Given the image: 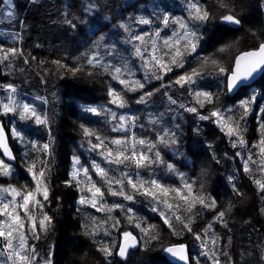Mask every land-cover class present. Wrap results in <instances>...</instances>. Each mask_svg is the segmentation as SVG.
Instances as JSON below:
<instances>
[{
	"label": "trees",
	"instance_id": "1",
	"mask_svg": "<svg viewBox=\"0 0 264 264\" xmlns=\"http://www.w3.org/2000/svg\"><path fill=\"white\" fill-rule=\"evenodd\" d=\"M193 3L208 11L207 21L191 19ZM228 14L235 15L241 23L223 21L221 18ZM165 16L169 20L167 26L163 23ZM142 19L150 23H140ZM177 20H183L201 37L196 52L184 57L183 67L170 65L172 70L167 72L149 70L144 60L135 55V48H150V43L141 45L134 37L144 36L146 42L155 39L163 48L164 39H175L174 33L181 31ZM16 24L18 30H23L20 39L11 44L5 33H2L5 41L0 39V44L5 45V48L0 45L2 58L7 50H18L17 55L9 53L8 59L0 62V75L8 79L0 83V109L7 103L1 87L7 85L14 87V98L39 94L56 103V108L49 111L44 133L39 134V144H50V152L41 151L36 168L38 172L43 160L49 198L43 201L42 212L52 218L47 231L40 229L37 248L47 247L43 262L53 252L54 264H180L165 249L185 243L190 247L189 264H213L215 260L219 264H264V192L255 183L256 180L264 183V172L260 171L264 156L259 145L260 125L264 123V74L233 96L226 88L236 56L264 42V0H26L20 6ZM204 58L215 59L218 65L208 63L201 67ZM89 59H94V64H89ZM112 67L125 68L122 78L144 87L129 91L113 79ZM220 67L226 71L221 73ZM193 68L201 72L195 83L183 86L175 83ZM74 69L79 70L73 72ZM110 89L123 95L124 107L110 102ZM196 92L212 94L213 102H205L201 107ZM141 96L145 100L138 103ZM245 101L250 103L248 114L240 121L244 144L236 142L234 147L238 138L229 137L211 112L219 109L225 116L239 118L244 113L241 104ZM190 107L197 108L198 113L186 111ZM89 108L97 112L87 111ZM111 113L136 119L134 124L126 121V131H113L118 120H112ZM200 115L210 118L201 120ZM152 120L158 122L153 124ZM161 127L172 128L175 144L159 143V136L165 132ZM84 128L109 141L134 134L155 142L157 148L153 151H160L164 163L140 169L132 164H107L98 152L90 150L89 139L96 141L85 136ZM30 135L35 140L36 134ZM30 147L25 145V151L17 154L12 175H0V186L35 188L28 172ZM74 157L79 158L80 166L89 169L92 180L105 192L96 207L79 202L82 196H90L80 190L85 186L83 182L80 188L74 181L71 185L67 183L72 179ZM92 161L106 168L110 177L123 179L125 192L134 198L126 200L109 194V186L92 170ZM246 162L251 172L244 171ZM168 165L173 166L172 170ZM125 173L134 180L155 179L165 187L185 192L184 184H190L194 194L204 195L209 203L214 200L215 207L197 203L188 211L175 193L165 197L153 189L154 199L142 195L143 189L134 192L127 186ZM112 187L119 191L120 186ZM10 199L5 196V200ZM116 204L122 207L113 208ZM42 212L35 210L37 221ZM220 212L225 213L222 218L218 216ZM3 219L6 217H0ZM116 221L119 224L114 227ZM28 229L30 225L26 222V235ZM124 232L135 233L140 246L130 251L126 260H121L117 248ZM195 234L201 239H196ZM31 244H27L29 250ZM105 245L111 248V256L101 251ZM0 250L7 252L3 238Z\"/></svg>",
	"mask_w": 264,
	"mask_h": 264
},
{
	"label": "snow or ice",
	"instance_id": "2",
	"mask_svg": "<svg viewBox=\"0 0 264 264\" xmlns=\"http://www.w3.org/2000/svg\"><path fill=\"white\" fill-rule=\"evenodd\" d=\"M9 3V8H11V0H6ZM226 6V5H225ZM191 8V19L197 21H207L209 19V13L207 10H202L197 4L193 3L190 5ZM7 15L12 17L14 13L10 10ZM225 22H229L232 24L239 25L241 23L240 19H238L235 15L228 14L224 15L221 18ZM22 23V22H21ZM140 23L148 24L149 20L142 19ZM163 23L167 26L169 23L168 17L165 16ZM176 23L179 25L180 32L174 33L175 39L167 38L163 40V48L159 47L156 43L155 39L150 40L149 42L145 41L144 36H136L135 40L141 42V45H145L146 43H150L149 47H136L135 55L144 60V66L146 68L151 69H159L161 71L167 72L171 71L172 68L170 65H175L177 67L184 66V57L186 55H191L196 52L198 42L201 37L197 34L195 30L189 28V26L183 20H177ZM156 37L159 38V32H157ZM9 53L13 56L18 54V50L15 48L9 49L4 53L0 62L3 60H7L9 57ZM22 55V53H19ZM27 62V61H25ZM58 63V62H57ZM89 64H94V59L88 60ZM95 63H99V61H95ZM211 63L212 65H218V62L215 59L204 58L201 62V67L204 65ZM79 69H74L73 72L78 71ZM125 68L122 67H112L111 71L114 73L113 79H116L121 85H124L129 91H136L137 87L143 88L144 85L139 82H131L129 80L123 79L122 74L125 71ZM258 70L264 71V44H261L258 51H250L241 54L236 59L235 69L232 71L231 75L228 78L227 89L229 92L236 89L241 82L250 79L254 73ZM105 71H109V67H105ZM221 73L226 70L223 67L219 68ZM201 72L197 68H193L190 73H185L178 77L175 81L177 84H181L183 86L185 83L193 84L195 83V78L199 77ZM160 77L157 76V79ZM13 92L15 89L12 88L11 85L8 86ZM146 96H150L151 93H146ZM109 96L112 97L111 103L116 104L118 107L125 106V100L121 93L115 91L114 89L109 90ZM195 96L197 97V103L200 104L201 107L204 106V103H212L213 96L207 92H196ZM203 97V99H200ZM145 100L144 96H141L138 103H143ZM175 103V101H172ZM250 101L242 102L241 106L244 108V113L239 118L228 115L225 116L221 113L219 109L213 110L211 112V117L217 118V123L220 124L222 130L226 129V134L229 137L236 136L237 141L233 142V146H236V142L241 145L244 144V140L242 139V130L240 121L245 118V116L249 112ZM183 107V106H181ZM19 109V114L21 118H35V122L37 124H45L46 120L42 119L37 115L35 109L29 104L19 105L14 101H10V103L3 104L4 114L9 112H16ZM89 112L96 113L97 109L89 108L87 109ZM186 111L192 113H198L197 108L190 107L187 108ZM229 111H231L229 109ZM112 120H118V124L113 127V131L118 130H127L126 121L133 123L135 122V117H125L119 116L117 117L116 113H111ZM201 120L209 119L208 116L200 115ZM153 124L158 121L152 120ZM83 127V126H82ZM262 129V136L259 140L260 153L264 156V123L260 125ZM84 134L86 137H92L96 141L95 143L92 139H89L88 143L90 145V150L98 152L102 157L105 163L114 164L117 166L120 165H135L137 169L150 167L153 164H163L164 161L161 157L160 151L154 149L157 148V144L155 142H151L144 138H137L134 134L131 137L125 138H112L110 141L107 138L102 137L97 132L84 128ZM12 135L14 137L20 138V133L15 129L12 130ZM175 133L165 131L162 135L159 136V143L165 146H169L170 144H175L176 140L174 139ZM115 146V147H112ZM33 148L37 151H43L46 154L50 152V144L45 143L42 146L38 147L33 144ZM0 149L3 150V155L8 157L9 159H14L11 154V151L6 143L5 133L2 126H0ZM151 153V155H150ZM251 159V157H249ZM36 161H32L31 165L28 167V172L31 174L33 181H35V188L28 189L27 186H23L22 188H16L15 186L9 185L7 187L0 186V217H6V219L0 220V238L4 240V248L8 252L9 259H12L14 264H32L35 259V248L34 246L29 250L27 245V235L25 231L26 222L30 225L31 231L35 233L37 228V218L35 216V210L39 209L43 210L44 203L43 201H47L49 198V188L46 180V169L41 167L39 171H36ZM43 163V162H41ZM74 170L71 173L72 179L67 183L70 185L75 182L76 186L80 188L81 183H84V188H81V191H87L90 193V196H82L80 199V203H90L93 207H96L100 201L103 200L105 192L101 186H99L96 182L92 180V177L89 173V169L86 167L80 166V160L78 157H74L73 159ZM92 170L95 175L98 176L101 181H103L106 185H108L107 191L109 194L116 196H122L126 200H132L134 197L131 194L125 192L124 187L125 183L123 179H119L116 177H110L109 172L106 168L101 166L100 163L96 161H92L91 164ZM169 170H172L173 166H167ZM245 172H251L252 169L248 167L247 162L244 167ZM260 171L264 172V166L260 168ZM81 174H83V180L81 178ZM0 175L10 176L12 175L11 166L4 163L3 160H0ZM127 181V186H130L134 192H139L140 189H143L141 192L142 195L150 196L155 199V194L153 189H158L160 193L167 197L170 193H175L177 197L181 201H183L187 205V210L191 211L192 208L199 203L203 207L206 208H214L215 201H211L209 203L208 198L199 193H193L192 186L190 184L185 183L184 189L186 192L180 188L170 189L165 187L157 180L153 179L151 181H144L142 179L134 180L132 176L124 174ZM255 183L259 185V188L262 192H264V183H261L260 180H256ZM145 184L148 187H145ZM113 185L120 186L119 191H117ZM5 196H10V200H5ZM169 209L172 208V205L168 203L167 200L162 201ZM113 208L122 207L119 204L113 205ZM179 207V205H177ZM156 209H154L155 211ZM131 211V210H129ZM23 213V215H21ZM163 215V214H162ZM225 215L224 212L218 213V216L222 218ZM51 217H49L46 213L42 212V218L39 219V228L43 231H47L48 225L51 224ZM177 219H180L177 217ZM164 222L169 224V220L167 217H164ZM119 224V221H116V224ZM140 227V224L136 225ZM171 227V224H169ZM185 227L188 228V231H191V227L188 224H185ZM144 230V229H142ZM146 231V230H145ZM196 239H201L199 234H195ZM123 237L125 241H131L133 243H123L121 244L118 255L120 257H126L127 250L129 247L135 246V238L131 236V233L124 232ZM155 238V237H153ZM213 245L216 243L215 239L212 240ZM101 251L105 253L106 256H111L113 253L111 248L105 245L101 248ZM166 252L170 253L174 257H178L179 260L188 261V257L185 255V246L178 245L172 246L165 249ZM207 254V253H205ZM47 264H51L50 261ZM213 264H219L218 260L213 261Z\"/></svg>",
	"mask_w": 264,
	"mask_h": 264
},
{
	"label": "rangeland",
	"instance_id": "3",
	"mask_svg": "<svg viewBox=\"0 0 264 264\" xmlns=\"http://www.w3.org/2000/svg\"><path fill=\"white\" fill-rule=\"evenodd\" d=\"M23 1V2H22ZM26 0H18V1H16V0H11V8H9V3H7L6 2V0H2L1 1V4H0V21H2V20H6V21H8V22H10V23H13L14 24V29L12 30V32L10 33L11 35H10V37H9V39L11 40V42L14 44V41L15 40H18V39H20V32H23V30L22 31H20V30H18L17 28H16V23H17V20H18V16L20 15V11L14 6V3L15 2H18V3H21L22 2V5H23V3L25 2ZM12 11L13 13H14V15L12 16V17H9L8 15H7V13H8V11ZM22 35V34H21ZM2 58V55L0 54V59ZM2 72H3V70H2ZM4 73V72H3ZM4 78V75H0V80H2ZM10 92H11V90H10ZM10 92H9V96H10ZM26 104H29V105H31L32 107L34 106V105H36V103L34 102V103H30V102H26ZM36 111V110H35ZM162 124H160V126H161ZM0 126H2L1 124H0ZM3 127V126H2ZM4 128V127H3ZM164 131H166V130H168L169 132H172V128L171 127H161ZM21 137H22V134H20V138H17V140H16V142L14 143L15 144V146H17L18 147V149H19V152H17L18 154L21 152V150H20V148H21V144H20V140H21ZM175 139V138H174ZM40 153H41V151H37L35 148H33V146L32 147H30L29 148V159H31L30 160V162L32 163V161H38V158H39V155H40ZM43 161V160H42ZM41 161V162H42ZM43 164L42 163H40V166L41 167H43L42 166ZM37 163H36V168H37ZM74 170V167L70 170V172L72 173V171Z\"/></svg>",
	"mask_w": 264,
	"mask_h": 264
},
{
	"label": "water",
	"instance_id": "4",
	"mask_svg": "<svg viewBox=\"0 0 264 264\" xmlns=\"http://www.w3.org/2000/svg\"><path fill=\"white\" fill-rule=\"evenodd\" d=\"M261 44H264V42L261 43ZM261 44H260L257 48H253V49L245 50V51L239 53V54L236 56V58H235V62H234V65H233V70L235 69V64H236V59H237V57H239L241 54H243V53H245V52L258 51V49L260 48ZM233 70H232V71H233ZM231 73H232V72H231ZM231 73H230V75H231ZM263 74H264V71L258 70L256 73L253 74V76H252L250 79L241 82L240 85H239L236 89H234V90L231 91V92L228 91V93L231 94V95H233V94L237 93V92L239 91V89H240L242 86H247V85H252V84H254V83H255V82H256V81H257V80H258ZM230 75H229V76H230ZM229 76H228V78H229ZM227 83H228V79H227ZM227 90H228V89H227ZM8 147H9V146H8ZM9 149H10V151H12L10 147H9ZM7 158H8V157H7ZM131 236L135 238V242H134V243H135V246H132V247H129V248H128V250H127V254H126V257H123V258H122V257H120V256L118 255V257H119L121 260H125V259L128 257V255H129V251H130V250H136V249L139 248L140 243H139V239H138L137 235L134 234V233H131ZM123 243H129V244H131V243H133V242L131 241V239H130L129 241H125L124 238H123V239L120 241V244H119V246H118V251H119V248H120L121 244H123ZM178 245H183V244H182V243L173 244V245H171L170 247H172V246H178ZM184 246H185V245H184ZM118 251H117V253H118ZM185 255L189 258L188 247H187V246H185ZM173 257H174V256H173ZM174 258L176 259V262H178V263H186V264H189V262H190L189 259H188V261H182V260H179L178 257H174Z\"/></svg>",
	"mask_w": 264,
	"mask_h": 264
},
{
	"label": "bare ground",
	"instance_id": "5",
	"mask_svg": "<svg viewBox=\"0 0 264 264\" xmlns=\"http://www.w3.org/2000/svg\"><path fill=\"white\" fill-rule=\"evenodd\" d=\"M124 7H125V6H124ZM26 8H27V7H26ZM115 8H116V7H115ZM117 9H118V8H117ZM117 9H116V10H117ZM116 10H115V11H116ZM23 11H24V10H23ZM111 14H112V13H111ZM173 98H174V97H173Z\"/></svg>",
	"mask_w": 264,
	"mask_h": 264
}]
</instances>
